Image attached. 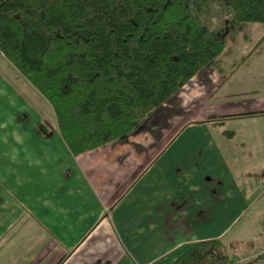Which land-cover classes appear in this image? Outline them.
<instances>
[{
  "label": "crops",
  "instance_id": "1",
  "mask_svg": "<svg viewBox=\"0 0 264 264\" xmlns=\"http://www.w3.org/2000/svg\"><path fill=\"white\" fill-rule=\"evenodd\" d=\"M242 25L215 31L222 53L127 138L73 155L40 118L33 143L1 152L0 264H171L202 219L249 215L264 199L245 179L264 169V24Z\"/></svg>",
  "mask_w": 264,
  "mask_h": 264
},
{
  "label": "trees",
  "instance_id": "2",
  "mask_svg": "<svg viewBox=\"0 0 264 264\" xmlns=\"http://www.w3.org/2000/svg\"><path fill=\"white\" fill-rule=\"evenodd\" d=\"M223 1L232 21L264 24V0ZM223 49L188 0H0V56L49 103L73 155L138 131ZM238 245L202 240L171 264H252L227 253Z\"/></svg>",
  "mask_w": 264,
  "mask_h": 264
},
{
  "label": "rangeland",
  "instance_id": "3",
  "mask_svg": "<svg viewBox=\"0 0 264 264\" xmlns=\"http://www.w3.org/2000/svg\"><path fill=\"white\" fill-rule=\"evenodd\" d=\"M188 2L196 8L201 19L213 31L223 29L222 33H224L226 29L230 28L227 33H244V26L231 20L229 8L224 4L223 0H188ZM224 25L228 27L224 28ZM216 34L222 37V34ZM24 82L28 88H31L35 92L31 98L29 96L27 98L25 94ZM40 97H37L36 90L19 75L10 62L3 56H0V168L3 167V164H6V160H3L1 157V152H7L8 150L16 152L18 148L24 145L23 143L25 145L31 144L37 138L38 134L35 124L40 118L43 119L40 125H43L46 134L49 132V127H52L51 124H55L51 108ZM41 101L44 104L43 106ZM15 136L18 139L20 138V143H13L11 138H16ZM249 175L245 179H251V182L257 183L261 181V184L264 183V169L258 170L256 174H252L253 176ZM242 178L244 176L239 178L240 186L244 184V179ZM234 183L236 182L234 181ZM262 185H258V193L264 192V186ZM239 208L233 207V212L236 213ZM200 209L201 211L204 210V208ZM229 218L228 216L226 221L222 220V223L218 222L216 225L211 222V228L207 223L202 221L203 219L198 222V226L196 225L195 229H199L200 237H204L201 241L220 239L225 245H229L228 242H240L236 248H227V253L230 256L240 259V263L264 264V199L260 201V204L258 203V205L251 209L249 215L238 217L234 224L230 225ZM235 219L236 217L234 221ZM253 237L255 240H253ZM249 240L255 244H253L254 247L251 251L245 246Z\"/></svg>",
  "mask_w": 264,
  "mask_h": 264
}]
</instances>
